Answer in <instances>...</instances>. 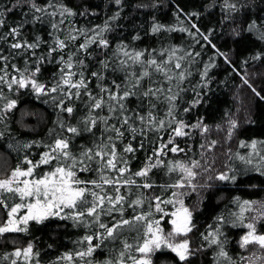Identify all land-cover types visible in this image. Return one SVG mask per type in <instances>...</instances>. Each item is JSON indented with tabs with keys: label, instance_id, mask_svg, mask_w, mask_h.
Masks as SVG:
<instances>
[{
	"label": "trees",
	"instance_id": "16d2710c",
	"mask_svg": "<svg viewBox=\"0 0 264 264\" xmlns=\"http://www.w3.org/2000/svg\"><path fill=\"white\" fill-rule=\"evenodd\" d=\"M28 169L71 172L81 194L0 233V261L30 246L33 264H135L177 195L187 249L154 264H247L248 223L264 231V0H0V180ZM8 197L0 227L23 203Z\"/></svg>",
	"mask_w": 264,
	"mask_h": 264
},
{
	"label": "rangeland",
	"instance_id": "374dc122",
	"mask_svg": "<svg viewBox=\"0 0 264 264\" xmlns=\"http://www.w3.org/2000/svg\"><path fill=\"white\" fill-rule=\"evenodd\" d=\"M188 170L187 168L182 169L184 179V181L181 180L182 184L190 177ZM31 173L32 169L16 170L8 179L0 180V194L8 195L10 200L15 196L19 202H25L24 205L22 203L12 206L6 224L0 227V233L15 231L20 225H26L30 219L40 220L54 214L62 215V208L72 204L81 194V190L73 186L74 174L71 172L60 169L42 179H36L35 176L31 178ZM177 191L183 192L181 188ZM174 199L169 204L171 209L166 214L162 213L161 217L149 227L146 241L139 250L135 264H154L153 253L162 245L169 247L175 253L181 252V254L187 249L186 233L190 228L191 212L179 196L176 195ZM166 216H168L167 225H162V220ZM180 216L185 218V222L181 224L180 231H175L174 227L180 224ZM247 229L244 234L247 245L245 247L247 264H264V243L260 240L261 237L264 238V234L259 233L254 223L251 222L248 223ZM250 241H256L258 247H251ZM0 264H33L31 247L27 246L13 251L7 259L0 261Z\"/></svg>",
	"mask_w": 264,
	"mask_h": 264
},
{
	"label": "water",
	"instance_id": "95a60500",
	"mask_svg": "<svg viewBox=\"0 0 264 264\" xmlns=\"http://www.w3.org/2000/svg\"><path fill=\"white\" fill-rule=\"evenodd\" d=\"M179 221H180V224H178V225H176V226L174 227V230H175V231H180V226H181V224H183V223L185 222V218L182 217V216H180V217H179Z\"/></svg>",
	"mask_w": 264,
	"mask_h": 264
},
{
	"label": "flooded vegetation",
	"instance_id": "af4514ba",
	"mask_svg": "<svg viewBox=\"0 0 264 264\" xmlns=\"http://www.w3.org/2000/svg\"><path fill=\"white\" fill-rule=\"evenodd\" d=\"M247 230H248V229H246V231H247ZM245 233H246V232H245ZM260 233H261V234H264V231H263V232H262V231H260ZM253 240H255V239H253ZM260 240H262V242L264 243V238H263V237H261V238H260ZM178 253H180V254H181V252H178Z\"/></svg>",
	"mask_w": 264,
	"mask_h": 264
}]
</instances>
